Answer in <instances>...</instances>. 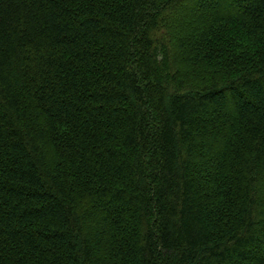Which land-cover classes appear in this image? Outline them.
Returning a JSON list of instances; mask_svg holds the SVG:
<instances>
[{"label":"trees","instance_id":"16d2710c","mask_svg":"<svg viewBox=\"0 0 264 264\" xmlns=\"http://www.w3.org/2000/svg\"><path fill=\"white\" fill-rule=\"evenodd\" d=\"M0 264H264V0H0Z\"/></svg>","mask_w":264,"mask_h":264}]
</instances>
